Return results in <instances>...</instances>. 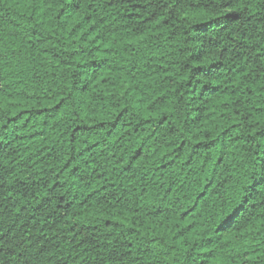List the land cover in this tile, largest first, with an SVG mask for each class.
Wrapping results in <instances>:
<instances>
[{"label":"trees","instance_id":"trees-1","mask_svg":"<svg viewBox=\"0 0 264 264\" xmlns=\"http://www.w3.org/2000/svg\"><path fill=\"white\" fill-rule=\"evenodd\" d=\"M0 264H264V0H0Z\"/></svg>","mask_w":264,"mask_h":264}]
</instances>
